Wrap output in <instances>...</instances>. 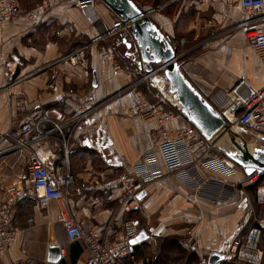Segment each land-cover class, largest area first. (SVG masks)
Wrapping results in <instances>:
<instances>
[{
    "label": "crops",
    "instance_id": "crops-1",
    "mask_svg": "<svg viewBox=\"0 0 264 264\" xmlns=\"http://www.w3.org/2000/svg\"><path fill=\"white\" fill-rule=\"evenodd\" d=\"M41 1L18 0L23 12ZM93 2L98 15L94 23L78 11L74 0H60L34 21L21 16L0 25V201L5 187L28 185L30 156L52 160L59 173L74 177L64 202L40 205L29 192L18 199L13 215L16 240L0 264L18 258L24 264H53L46 261L50 244L59 246L61 259L56 264H85L82 244L68 240L64 226L56 220L64 206L84 229L98 234L119 230L127 218L137 219L149 235L136 244L137 264H153L163 241L170 238L195 253V264H199L209 253L223 252L232 240L243 239L252 224L260 227L264 245V203L256 202L264 176L251 183L257 174L248 175L236 164L230 176L203 170L231 192L228 199L215 201L196 196L158 154L162 175L146 183L136 203L124 210L120 175L142 160L158 130L155 122L129 113L132 89L144 82L140 80L145 71L136 61L135 69L124 66V72L112 75L102 53L114 48L121 30H116L115 14L101 0ZM236 2L168 0L150 12L142 10L176 55L182 47L177 61L181 73L199 99L221 116L224 123L210 132L215 149L218 143L225 145L223 128L229 125L222 114L229 103L226 92L239 80L244 82V92L264 84V67L239 26L246 16ZM73 53L79 60L73 61ZM137 81L136 88L129 86ZM88 89L93 90V107L81 115L77 97ZM53 110L61 117L56 118ZM23 125L30 131L21 132ZM188 125L194 126L181 113L165 128L172 135ZM19 139L26 140V146L17 145ZM129 177L133 179L134 174ZM22 243H42L44 248L28 252L20 248ZM216 264L236 263L221 260Z\"/></svg>",
    "mask_w": 264,
    "mask_h": 264
},
{
    "label": "built area",
    "instance_id": "built-area-1",
    "mask_svg": "<svg viewBox=\"0 0 264 264\" xmlns=\"http://www.w3.org/2000/svg\"><path fill=\"white\" fill-rule=\"evenodd\" d=\"M59 2L60 0H42L39 5L23 12L18 0H0V25L14 22L21 16H24L28 21H34ZM74 2L78 11L89 23H94L98 19L93 0H74ZM235 7L242 10L246 16L239 26L245 30L256 56L264 67V1L237 0ZM123 27L120 25L116 30ZM120 33L121 36H118L114 42L115 46L125 45L128 36L132 42L129 27ZM132 48L136 47L133 45L127 49L128 52L130 51L128 56L133 55ZM102 57L109 61L112 75L115 76L125 71L126 68L116 57L113 47L107 48L102 53ZM71 58L73 61L79 60V57L74 53ZM160 71L162 68L152 73H144L140 81H146L153 73ZM138 83L139 81L133 82L129 86L136 88ZM166 83L164 78V84ZM243 83V80H239L226 92L229 103L222 112L223 117L229 125L236 124L264 136V84L257 89H249L244 92L241 88ZM132 91L129 113L138 115L143 121L155 122L158 136L155 142L144 151L142 160L135 164L130 171H125L120 175L119 180L123 187L120 203L124 210H128L136 203L138 195L146 183L162 175L157 161L158 154L168 170L173 172L176 178L181 180L196 196L204 195L215 201L228 199L231 192L225 188L223 183L220 184L214 180V177H206L203 170L207 169L230 176L235 172L233 161L217 154L214 142L194 126H185L170 135L165 128L166 125L177 117H181V110L173 104L172 100L164 96L161 97L160 92L147 96L137 88ZM92 96L93 90L88 89L77 97L78 110L81 115L93 107ZM151 97H157L160 103L151 102ZM53 112L56 118L61 117L59 112L54 110ZM20 129L23 133L30 131L27 125L21 126ZM2 140L3 135L0 134V144ZM26 144L27 141L24 139L17 141L19 146H26ZM131 173L134 174L133 179L129 177ZM255 173L257 176L250 179L251 183L260 178L259 173ZM27 184L28 186L25 188L18 184H12L3 190L0 201V260L8 255L16 240L17 228L13 223V215L18 199L29 192L34 194L40 205H47L51 201L64 202L70 187L74 184V177L69 172L59 173L52 160H41L30 156L27 165ZM259 189L256 202L263 204L264 183L260 185ZM56 220L64 226L68 240L78 241L82 244L87 253L85 264H123L124 260L135 251L136 244L130 243V239L136 236L140 230L137 219L127 218L119 230L112 233L106 231L104 234H98L92 229H84L73 218L67 206L59 209ZM220 253L223 256L222 260L228 262L264 264V245L261 243L260 227L257 224H252L243 239L232 240L227 250ZM24 262L22 258H18L11 264H24ZM199 264H207V257L201 258Z\"/></svg>",
    "mask_w": 264,
    "mask_h": 264
},
{
    "label": "water",
    "instance_id": "water-1",
    "mask_svg": "<svg viewBox=\"0 0 264 264\" xmlns=\"http://www.w3.org/2000/svg\"><path fill=\"white\" fill-rule=\"evenodd\" d=\"M101 1L122 21V26L129 27L132 42L125 41V45L127 49L133 45L137 48L138 68L144 70L145 73H152L162 68L168 91L177 98L183 116L213 141L210 132L216 129L215 125L224 123L221 116L214 108L206 106L199 99L198 94L192 91L190 84L178 67L179 57L175 54L169 41L152 26L147 13L139 9L131 0ZM92 84L96 85L95 78ZM224 130L234 135L229 125L224 124ZM238 139L241 147L238 148L239 152L230 155L233 163L243 167L248 175L255 172H258L260 176L264 175V152L257 151L253 155L245 150V141L240 136ZM234 146H238V144L234 143ZM148 238V233L144 229H140L137 235L130 239V243L138 244ZM134 240L135 243L132 242ZM60 259L59 246L57 244L48 245L46 261L56 264ZM222 259L223 256L220 252L213 251L207 256V264H216Z\"/></svg>",
    "mask_w": 264,
    "mask_h": 264
},
{
    "label": "rangeland",
    "instance_id": "rangeland-1",
    "mask_svg": "<svg viewBox=\"0 0 264 264\" xmlns=\"http://www.w3.org/2000/svg\"><path fill=\"white\" fill-rule=\"evenodd\" d=\"M132 1L141 10H144L146 12H150L153 9H157L159 6L164 5V3L167 2L168 0H132ZM94 5H95V3H94ZM174 10L175 9L172 8L171 11H174ZM161 11H165V10L162 9ZM171 11H169V12H171ZM115 17L117 18L118 26L122 25V21L116 15H115ZM127 29H128V27L124 26L123 28H120L117 31L121 30V32H122V30H123V32H124ZM120 34L121 33L116 34L117 37L121 36ZM117 37H115V38H117ZM126 39H127V41L130 42L129 36L126 37ZM113 49H114L116 57L120 60V62L123 64V66H127L130 69H135V67H136L135 62L139 61L137 50H135V52H132L134 55L126 57L125 53H127L128 50L125 49L124 44L116 45V46H114ZM181 49H182V47L179 46V55H177L179 58H180V54H182V52H183ZM134 58H135V60H134ZM159 75H161L160 77L162 78L163 70L160 72L153 73L151 75L150 79H147L146 81L139 83L138 89L141 90L143 93H145L147 96H150L151 94H154L156 92H160L161 94H163L164 97L172 100L173 104L176 107H178L179 110H181L180 109L181 107L178 103L177 98L174 95H172L171 93H169L167 83L164 85H160V82L156 78V76H159ZM150 99H151L150 101L153 103H160V100H158L157 97H151ZM229 127L231 128V132H233L235 136L233 134H231L230 132L224 131L223 135H225V138H224L225 145L223 143L222 144L218 143L216 145L215 152L217 154L228 157L229 159H231L230 155L235 154L237 152V149L241 147L238 136L243 138L246 145H248V147L245 146V148L247 150L251 151V153L253 155H255L257 153V151H264V136L263 135H259L253 131H250V130L243 128V127L236 125V124L230 125ZM223 130H224V128H223ZM231 135H233V136H231ZM231 137L233 140L231 139ZM234 143L238 144V146H234ZM250 145H253V146H250ZM20 248L23 250H26L28 252L29 251L39 252L40 249L42 250V248H44V244H42V243H22V244H20ZM125 264H137L136 258L129 259Z\"/></svg>",
    "mask_w": 264,
    "mask_h": 264
},
{
    "label": "trees",
    "instance_id": "trees-1",
    "mask_svg": "<svg viewBox=\"0 0 264 264\" xmlns=\"http://www.w3.org/2000/svg\"><path fill=\"white\" fill-rule=\"evenodd\" d=\"M263 176L264 175L260 176V178L262 179ZM163 243L165 244L163 245V248H160V251H158V258L153 264H195V261H197L195 253L189 252L182 248L181 245L178 244L177 239H165ZM135 251L131 256L124 260L123 264H125L129 259L133 258ZM185 258H187L186 261Z\"/></svg>",
    "mask_w": 264,
    "mask_h": 264
},
{
    "label": "bare ground",
    "instance_id": "bare-ground-1",
    "mask_svg": "<svg viewBox=\"0 0 264 264\" xmlns=\"http://www.w3.org/2000/svg\"><path fill=\"white\" fill-rule=\"evenodd\" d=\"M157 80L160 82V85L164 84V78H161L160 76H156ZM246 147H248V145H246ZM246 151H249L245 148ZM237 152H239V149L237 150ZM251 152V151H249Z\"/></svg>",
    "mask_w": 264,
    "mask_h": 264
},
{
    "label": "snow or ice",
    "instance_id": "snow-or-ice-1",
    "mask_svg": "<svg viewBox=\"0 0 264 264\" xmlns=\"http://www.w3.org/2000/svg\"><path fill=\"white\" fill-rule=\"evenodd\" d=\"M133 243H135V240L134 241H132Z\"/></svg>",
    "mask_w": 264,
    "mask_h": 264
}]
</instances>
